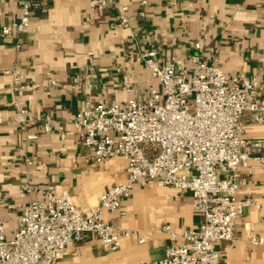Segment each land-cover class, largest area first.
I'll use <instances>...</instances> for the list:
<instances>
[{
  "label": "crops",
  "instance_id": "crops-1",
  "mask_svg": "<svg viewBox=\"0 0 264 264\" xmlns=\"http://www.w3.org/2000/svg\"><path fill=\"white\" fill-rule=\"evenodd\" d=\"M24 1L0 0V220L8 233L17 228L22 206L41 198L38 193L22 196L25 184L55 185L84 210L98 206L102 195L125 178V159L96 163L80 143L72 122L83 100L74 79L91 83L94 102L145 97L150 85L160 84L149 79L140 55L159 48L160 64L177 56L187 73H192L194 59L217 60L229 74L264 80V0H147L145 7L122 0L101 11L90 8L91 0H31L29 31L5 37L3 25L20 20ZM123 6L129 8L127 28L117 26ZM14 70L20 72L18 82L7 73ZM126 74L133 93L124 89ZM18 107L28 111L24 123L16 121ZM48 118L53 131L44 133ZM245 123L248 138L264 139V125L251 123L248 116ZM247 197L260 208L245 210L234 241L218 243V264H264V244L248 242L250 225L264 239V170L243 173L237 198ZM122 211L123 216L106 212L105 218L120 229L149 236L145 243L126 237L117 250L106 252L90 237L69 247L62 264L156 262L170 244L164 226L178 230L202 222L188 193L179 196L175 189L153 183L134 187Z\"/></svg>",
  "mask_w": 264,
  "mask_h": 264
},
{
  "label": "built area",
  "instance_id": "built-area-1",
  "mask_svg": "<svg viewBox=\"0 0 264 264\" xmlns=\"http://www.w3.org/2000/svg\"><path fill=\"white\" fill-rule=\"evenodd\" d=\"M122 0H91L90 8L101 11ZM145 7L147 0H135ZM32 1H24L17 22L3 25L5 37H18L29 31ZM129 8L122 7L117 26H130ZM200 49L201 44L196 43ZM159 48L144 51L150 85L145 97L133 96L111 103L94 102L91 83L74 79L82 96V109L73 126L80 143L91 159L103 163L123 158L125 178L108 189L94 208H79L68 191L58 192L55 185L25 184L22 196L38 193L22 206L17 228L8 233L0 220V264H62L66 250L90 237L102 249L112 252L123 238L135 236L145 243L149 236L123 230L106 220L105 213H120L122 202L134 187L156 184L175 189L179 196L190 195L193 210L202 217L198 227L178 230L166 225L163 231L170 244L162 259L145 264H218V243L234 241L237 221L246 209L260 208L251 197L240 201L237 194L242 175L264 170V139L246 136L245 117L264 125V80L246 73L229 74L219 62L194 59L192 73L183 68L177 56L166 64L157 60ZM12 73L16 82L20 72ZM124 89L133 93L131 76L123 79ZM24 87H16L22 90ZM28 111L18 107L16 121L24 123ZM62 130V127L58 128ZM53 125L47 119L44 133ZM37 139V135H28ZM251 245L264 239L250 225Z\"/></svg>",
  "mask_w": 264,
  "mask_h": 264
}]
</instances>
